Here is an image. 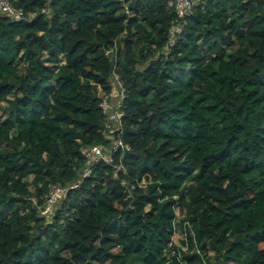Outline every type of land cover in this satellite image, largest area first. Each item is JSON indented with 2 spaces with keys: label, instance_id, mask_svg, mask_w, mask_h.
Listing matches in <instances>:
<instances>
[{
  "label": "trees",
  "instance_id": "obj_1",
  "mask_svg": "<svg viewBox=\"0 0 264 264\" xmlns=\"http://www.w3.org/2000/svg\"><path fill=\"white\" fill-rule=\"evenodd\" d=\"M11 3L25 17L0 12V264H264V0H200L184 20L168 0ZM115 71L131 150L49 220L50 188L109 142Z\"/></svg>",
  "mask_w": 264,
  "mask_h": 264
},
{
  "label": "built area",
  "instance_id": "obj_2",
  "mask_svg": "<svg viewBox=\"0 0 264 264\" xmlns=\"http://www.w3.org/2000/svg\"><path fill=\"white\" fill-rule=\"evenodd\" d=\"M199 1L200 0H168V3L171 7L175 8L178 17L184 20L191 14L194 4ZM0 12L7 14L14 20H20L25 17L23 9L16 8L11 3V0H0ZM183 28L184 26L182 23L174 26L171 34V36H173V40L171 42L172 44L177 39L178 35L181 34ZM120 78V74L115 71L113 74V84L115 85L114 88H116L117 96L114 98L111 95H105L100 103L107 116L106 138L109 142L106 144H93L85 146L81 149V154L86 160V165L80 173L79 180L68 186L60 184L53 185L50 188L49 193L44 196V204L41 206L42 215L51 216V214L55 211L54 209L56 205L61 201V197L70 189L77 188L84 178L91 176L100 163H113L116 154L119 155L120 160H122L126 152L131 150V145L123 138V118L125 114L123 107L126 93ZM121 168L127 171L123 164L118 166L117 171ZM123 184L129 189H132V187L135 188L136 186L135 182L127 179L123 180ZM139 185L145 186L146 180H141Z\"/></svg>",
  "mask_w": 264,
  "mask_h": 264
},
{
  "label": "rangeland",
  "instance_id": "obj_3",
  "mask_svg": "<svg viewBox=\"0 0 264 264\" xmlns=\"http://www.w3.org/2000/svg\"><path fill=\"white\" fill-rule=\"evenodd\" d=\"M116 176H117V174H116ZM29 182H30V180H29ZM31 188L34 190L35 189V185L31 184ZM132 189H134V188L132 187ZM128 196H131V194H129ZM176 198L178 199V197H176ZM61 204H62V201H60L56 205L54 210L56 211L57 209H59L61 207ZM176 207H177V209H176V212H177L176 223H177L178 221L184 220L186 218V214L183 211H181V208H180L179 205H177ZM54 212L51 214V216L48 217L49 220H52V216H53ZM185 228L186 227L184 225H182V224H179V222L176 224V227H175V230H174V237H175L174 239H175V241L177 243H179L180 239L184 238V236H185Z\"/></svg>",
  "mask_w": 264,
  "mask_h": 264
}]
</instances>
